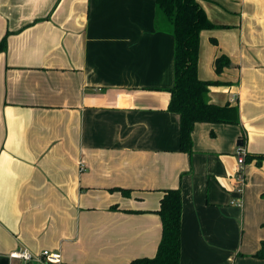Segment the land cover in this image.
<instances>
[{"label":"crops","instance_id":"crops-1","mask_svg":"<svg viewBox=\"0 0 264 264\" xmlns=\"http://www.w3.org/2000/svg\"><path fill=\"white\" fill-rule=\"evenodd\" d=\"M198 3L217 26L200 34L198 78L219 82L207 101L238 123H196L189 156L166 109L174 39L155 0H0V264L22 248L61 264L152 258L169 189L179 264H264V167L245 162L230 205L238 149L264 155V0Z\"/></svg>","mask_w":264,"mask_h":264},{"label":"trees","instance_id":"trees-1","mask_svg":"<svg viewBox=\"0 0 264 264\" xmlns=\"http://www.w3.org/2000/svg\"><path fill=\"white\" fill-rule=\"evenodd\" d=\"M198 1L209 0H155L158 11L170 26L174 39V84L169 90L170 101L166 109L180 117L179 150L189 156L192 153L191 135L196 123H238L236 107H219L207 101L209 88L219 85V82L201 81L198 78L200 34L217 27L208 20ZM4 47L5 40H2L0 50ZM229 66L230 62L225 55H220L214 60L216 75H220ZM251 161H255L257 167H264V155L246 156L245 162ZM120 191L129 195L128 191ZM155 213L161 222V238L155 256L134 259L128 264H179L182 215L180 190L163 191ZM254 257L264 263V242Z\"/></svg>","mask_w":264,"mask_h":264},{"label":"built area","instance_id":"built-area-1","mask_svg":"<svg viewBox=\"0 0 264 264\" xmlns=\"http://www.w3.org/2000/svg\"><path fill=\"white\" fill-rule=\"evenodd\" d=\"M237 169L235 172V186L232 192L237 195V198L230 201L231 206L241 208L243 205V195L245 189V178L243 174L245 166V153L243 150L237 151ZM9 259L19 261L20 264H32L35 262L41 264H61L60 255L56 252L43 251L41 254L36 255L27 249H19L8 255Z\"/></svg>","mask_w":264,"mask_h":264},{"label":"rangeland","instance_id":"rangeland-1","mask_svg":"<svg viewBox=\"0 0 264 264\" xmlns=\"http://www.w3.org/2000/svg\"><path fill=\"white\" fill-rule=\"evenodd\" d=\"M237 229H238V232L236 231V234H238V235H236L237 246H239L242 243V238H243V240H244V247L245 248H250V247L247 246V242H248V236L246 235L247 234V231L245 232V234H243V230H242V228L240 226H237ZM248 234L249 235H252V238L254 237V235H253L254 232L250 231ZM252 261L258 264V261L257 260H252Z\"/></svg>","mask_w":264,"mask_h":264},{"label":"water","instance_id":"water-1","mask_svg":"<svg viewBox=\"0 0 264 264\" xmlns=\"http://www.w3.org/2000/svg\"><path fill=\"white\" fill-rule=\"evenodd\" d=\"M237 145L240 146V143H238Z\"/></svg>","mask_w":264,"mask_h":264}]
</instances>
